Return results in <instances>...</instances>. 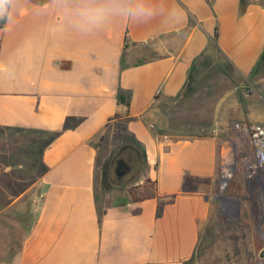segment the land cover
<instances>
[{"label": "crops", "instance_id": "1", "mask_svg": "<svg viewBox=\"0 0 264 264\" xmlns=\"http://www.w3.org/2000/svg\"><path fill=\"white\" fill-rule=\"evenodd\" d=\"M0 13V156L35 162L8 197L24 165L0 159V264H206L208 240L264 239L263 196L232 221L214 195L232 124H264L262 89L240 86L263 78L264 2L7 0Z\"/></svg>", "mask_w": 264, "mask_h": 264}, {"label": "rangeland", "instance_id": "2", "mask_svg": "<svg viewBox=\"0 0 264 264\" xmlns=\"http://www.w3.org/2000/svg\"><path fill=\"white\" fill-rule=\"evenodd\" d=\"M7 0H5L6 2ZM264 2V0H260ZM262 80H255L254 78H249L240 84L243 90L247 93L259 91L262 89L264 95V70L262 72ZM264 99V96H263ZM239 122H234L232 124V130L234 133L238 134V142L235 140L234 143H230L225 146L226 154L222 155L225 157V162L229 164L230 167L232 162V157L234 161L235 169H233V174L230 179L221 180V177L218 178V184L215 189L214 195L216 201L222 203V213L226 218L230 220H235L237 218L238 211L235 208L240 202H243L245 198L248 197V200H251L252 197L257 201L256 198L264 197V168L260 170L257 175L253 178H248L246 174L247 165L253 161L254 150L250 141L247 137L239 134L238 130L235 128V124ZM224 151V152H225ZM29 154V153H28ZM229 154V155H228ZM26 155V156H25ZM32 154H29V156ZM27 154L22 153H7L6 157L0 156V159L7 158L5 161L7 165L14 166L23 162L24 169L21 171L13 170L11 175L7 177L6 184L9 186L10 192L14 189L25 187L30 184L35 177L33 176V169L35 162L30 160V157L26 158ZM223 159L221 163H223ZM222 168V165H221ZM224 175L225 177L227 176ZM221 175V174H220ZM2 181V180H1ZM151 186V184H148ZM14 192L7 194L8 197H14ZM147 193H141L139 196H146ZM263 196V197H261ZM261 215L264 211L259 212ZM20 217V216H19ZM11 220L14 221L15 216L11 215ZM20 219V218H19ZM23 222V230L26 228L29 219L24 216L20 219ZM258 221L261 220V217L257 218ZM20 227L15 225H8L7 230L8 234H15L17 236ZM222 235H219L221 237ZM232 239L230 240H221L214 239L208 240L206 242V264H264V257H260V253L264 250V239H252L250 235L242 239ZM242 237V236H241Z\"/></svg>", "mask_w": 264, "mask_h": 264}, {"label": "built area", "instance_id": "3", "mask_svg": "<svg viewBox=\"0 0 264 264\" xmlns=\"http://www.w3.org/2000/svg\"><path fill=\"white\" fill-rule=\"evenodd\" d=\"M235 128L239 134L247 137L254 150L253 161L247 165L246 174L248 178H253L257 173L264 168V124L261 123H236ZM229 155V154H228ZM223 163L221 168V180H228L232 177L233 169H235L234 161L232 157L231 166L229 167L223 157ZM225 177L226 173H228Z\"/></svg>", "mask_w": 264, "mask_h": 264}, {"label": "clouds", "instance_id": "4", "mask_svg": "<svg viewBox=\"0 0 264 264\" xmlns=\"http://www.w3.org/2000/svg\"><path fill=\"white\" fill-rule=\"evenodd\" d=\"M5 0H0V5H3ZM108 9L104 2H99L95 6L87 9L88 18L90 23H98L105 12ZM127 11L130 16L135 17H146L151 15V10L143 5L137 4L135 2H130L127 5Z\"/></svg>", "mask_w": 264, "mask_h": 264}, {"label": "trees", "instance_id": "5", "mask_svg": "<svg viewBox=\"0 0 264 264\" xmlns=\"http://www.w3.org/2000/svg\"><path fill=\"white\" fill-rule=\"evenodd\" d=\"M7 14L6 13H0V28H4L7 24Z\"/></svg>", "mask_w": 264, "mask_h": 264}, {"label": "flooded vegetation", "instance_id": "6", "mask_svg": "<svg viewBox=\"0 0 264 264\" xmlns=\"http://www.w3.org/2000/svg\"><path fill=\"white\" fill-rule=\"evenodd\" d=\"M134 157H135V159L137 158L135 153H134ZM117 162L119 164L120 169H122L124 171L129 169V166L127 164H125L123 161H117Z\"/></svg>", "mask_w": 264, "mask_h": 264}, {"label": "water", "instance_id": "7", "mask_svg": "<svg viewBox=\"0 0 264 264\" xmlns=\"http://www.w3.org/2000/svg\"><path fill=\"white\" fill-rule=\"evenodd\" d=\"M260 257H264V250L260 253Z\"/></svg>", "mask_w": 264, "mask_h": 264}]
</instances>
